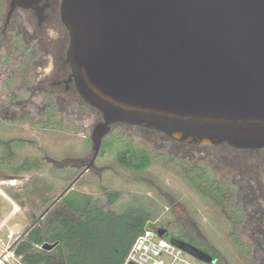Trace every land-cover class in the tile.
Instances as JSON below:
<instances>
[{
  "label": "water",
  "instance_id": "water-1",
  "mask_svg": "<svg viewBox=\"0 0 264 264\" xmlns=\"http://www.w3.org/2000/svg\"><path fill=\"white\" fill-rule=\"evenodd\" d=\"M41 1L10 0V10ZM61 18L78 95L101 117L77 179L118 124L194 145L264 146V0H61ZM171 243L215 262L181 239Z\"/></svg>",
  "mask_w": 264,
  "mask_h": 264
},
{
  "label": "rangeland",
  "instance_id": "rangeland-1",
  "mask_svg": "<svg viewBox=\"0 0 264 264\" xmlns=\"http://www.w3.org/2000/svg\"><path fill=\"white\" fill-rule=\"evenodd\" d=\"M14 47L0 52V64L5 61L7 69L23 62L14 76L8 74L0 82V259L9 249L13 264H23L15 250L30 228L77 217L75 209L90 202L117 215L143 209L155 231L195 245L218 264H249L239 247L244 242L232 239L221 211L195 192V168L168 154L158 133L127 124L112 126L93 165L77 179L92 159L90 135L101 117L80 97L58 102L50 90L36 93L43 88V71L50 63L44 65L39 54L37 73H26V50ZM128 143L151 156L146 171L136 173L116 163L115 154ZM26 162L36 167L15 171ZM9 180L15 185L1 184ZM110 197H116L113 204L108 203ZM64 199L74 203V210ZM42 246L35 245L32 252H45Z\"/></svg>",
  "mask_w": 264,
  "mask_h": 264
},
{
  "label": "flooded vegetation",
  "instance_id": "flooded-vegetation-1",
  "mask_svg": "<svg viewBox=\"0 0 264 264\" xmlns=\"http://www.w3.org/2000/svg\"><path fill=\"white\" fill-rule=\"evenodd\" d=\"M8 45H21L26 50V73H37L40 60L44 65L50 63L43 71V88L36 93L50 90L58 102L79 97L66 61L69 34L61 18V0H43L30 9L15 7L13 11L10 0H0V52ZM22 64L10 69L5 61L0 64V82L8 74L14 76ZM149 131L161 135L168 154L186 159L195 168V192L221 211L231 227L232 239L244 242L239 247L245 249L249 264H264V146L237 148L226 142L194 145Z\"/></svg>",
  "mask_w": 264,
  "mask_h": 264
},
{
  "label": "trees",
  "instance_id": "trees-1",
  "mask_svg": "<svg viewBox=\"0 0 264 264\" xmlns=\"http://www.w3.org/2000/svg\"><path fill=\"white\" fill-rule=\"evenodd\" d=\"M114 159L122 168L136 173L146 171L151 164L148 153L129 143L121 145ZM35 167L26 162L15 171ZM191 183L195 188V182L191 180ZM115 200L116 197H110L108 203L113 204ZM64 201L74 210L73 202ZM75 210L77 217H63L56 225L42 227L39 224L29 229L15 250L23 264H123L135 238L149 222L148 213L140 208H129L117 215L87 202L83 208ZM43 242L56 246L51 251L32 252L35 245L42 246Z\"/></svg>",
  "mask_w": 264,
  "mask_h": 264
},
{
  "label": "built area",
  "instance_id": "built-area-1",
  "mask_svg": "<svg viewBox=\"0 0 264 264\" xmlns=\"http://www.w3.org/2000/svg\"><path fill=\"white\" fill-rule=\"evenodd\" d=\"M14 183L9 180L1 184L14 186ZM159 232L148 222L144 231L132 243L123 264H205L172 244V236L164 238Z\"/></svg>",
  "mask_w": 264,
  "mask_h": 264
},
{
  "label": "crops",
  "instance_id": "crops-1",
  "mask_svg": "<svg viewBox=\"0 0 264 264\" xmlns=\"http://www.w3.org/2000/svg\"><path fill=\"white\" fill-rule=\"evenodd\" d=\"M7 257H4L2 259H0V264H13V259H12V256L11 254L13 253L12 250H7ZM1 257V256H0Z\"/></svg>",
  "mask_w": 264,
  "mask_h": 264
},
{
  "label": "bare ground",
  "instance_id": "bare-ground-1",
  "mask_svg": "<svg viewBox=\"0 0 264 264\" xmlns=\"http://www.w3.org/2000/svg\"><path fill=\"white\" fill-rule=\"evenodd\" d=\"M17 209H15L14 211H16ZM15 213V212H14Z\"/></svg>",
  "mask_w": 264,
  "mask_h": 264
}]
</instances>
